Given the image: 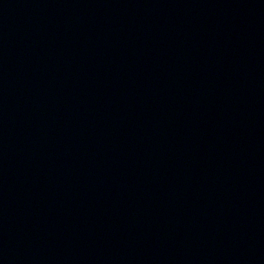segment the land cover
I'll return each instance as SVG.
<instances>
[{
  "label": "water",
  "instance_id": "1",
  "mask_svg": "<svg viewBox=\"0 0 264 264\" xmlns=\"http://www.w3.org/2000/svg\"><path fill=\"white\" fill-rule=\"evenodd\" d=\"M0 264H264V0H0Z\"/></svg>",
  "mask_w": 264,
  "mask_h": 264
}]
</instances>
